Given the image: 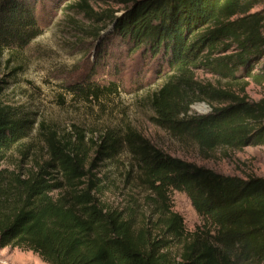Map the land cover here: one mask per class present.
Returning a JSON list of instances; mask_svg holds the SVG:
<instances>
[{
  "label": "trees",
  "instance_id": "obj_1",
  "mask_svg": "<svg viewBox=\"0 0 264 264\" xmlns=\"http://www.w3.org/2000/svg\"><path fill=\"white\" fill-rule=\"evenodd\" d=\"M114 2L126 5L121 14L95 22L106 19L126 51L162 79L147 101L156 125L202 151L264 146V96L246 93L250 82L264 83L260 0ZM51 10L49 0H0V55L27 46ZM107 57L100 43L92 59ZM196 69L226 86L199 81ZM143 73H134L136 90L145 87ZM74 89L94 99L117 91L113 82L90 80ZM195 102L209 110L191 112ZM35 122L32 113L0 102V163L31 136ZM39 128L47 159L38 171L0 172V248L29 250L47 264H264V176L223 174L173 156L129 124L107 128L88 144L79 129L58 134L44 122ZM123 150L148 210L131 197L122 205L110 201V184L92 171ZM174 191L199 216L192 230L172 208Z\"/></svg>",
  "mask_w": 264,
  "mask_h": 264
},
{
  "label": "rangeland",
  "instance_id": "obj_2",
  "mask_svg": "<svg viewBox=\"0 0 264 264\" xmlns=\"http://www.w3.org/2000/svg\"><path fill=\"white\" fill-rule=\"evenodd\" d=\"M86 1L91 9L90 16L79 7L81 0H49L52 10L41 21V33L24 48L4 50L0 55V102L16 111L32 113L36 121L31 136L17 144L0 163L1 173L38 171L47 159V147L39 135L40 123L44 122L58 134H74L76 129L83 131L87 144L90 138L98 137L107 128L129 124L173 156L223 174L264 176V146L249 145L239 149L223 146L202 151L196 144L181 142L156 125L147 101L162 79L154 76L137 53L126 51L127 46H123L106 19L95 22V17L104 18L110 13L118 16L126 5L114 0ZM96 31L101 34L97 40L92 36ZM100 43L110 51L112 58L97 62L92 58ZM137 71H143L146 79L145 87L140 90H136L133 83ZM195 76L203 83L226 86L200 69L195 70ZM88 80L99 86L113 82L117 91L96 99L73 91L76 85L83 87ZM246 93L253 100L260 99L264 96V83L250 82ZM208 110L205 102L191 105V112ZM92 171L110 184L111 190L106 194L110 201L122 205L131 197L136 199L138 208L149 209L145 203L141 204L145 193L136 187V170L126 151L101 162ZM170 200L173 210L182 215L185 228L192 230L199 223V216L189 199L183 192L174 191ZM0 264L47 263L29 250L6 246L0 248Z\"/></svg>",
  "mask_w": 264,
  "mask_h": 264
},
{
  "label": "water",
  "instance_id": "obj_3",
  "mask_svg": "<svg viewBox=\"0 0 264 264\" xmlns=\"http://www.w3.org/2000/svg\"><path fill=\"white\" fill-rule=\"evenodd\" d=\"M260 10H262L264 12V0H260Z\"/></svg>",
  "mask_w": 264,
  "mask_h": 264
}]
</instances>
